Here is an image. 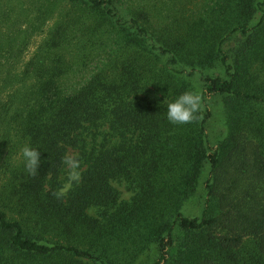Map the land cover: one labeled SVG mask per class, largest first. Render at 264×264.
I'll return each mask as SVG.
<instances>
[{
  "label": "trees",
  "instance_id": "16d2710c",
  "mask_svg": "<svg viewBox=\"0 0 264 264\" xmlns=\"http://www.w3.org/2000/svg\"><path fill=\"white\" fill-rule=\"evenodd\" d=\"M65 1L20 77L2 59L23 45L0 51L18 87L0 102V264H264V0ZM170 90L202 96L195 122L167 121ZM70 149L85 169L57 199Z\"/></svg>",
  "mask_w": 264,
  "mask_h": 264
},
{
  "label": "rangeland",
  "instance_id": "374dc122",
  "mask_svg": "<svg viewBox=\"0 0 264 264\" xmlns=\"http://www.w3.org/2000/svg\"><path fill=\"white\" fill-rule=\"evenodd\" d=\"M132 1L131 7L142 4L141 0ZM55 4L57 5L56 7L53 5L50 6L48 0H0V51L3 50L2 46H17L18 43L23 45V53L20 57H15L14 55L11 60L7 61L2 59L4 68L11 66L12 63L11 68L13 73L20 77L21 72L24 70L26 64L33 58L38 47L47 39L54 24L60 17V12L68 8V3L65 0L58 1ZM159 16L160 14L157 17ZM156 21L159 20L156 19ZM24 32H27L29 36L26 37ZM17 37L18 42L16 44ZM4 75L5 74L0 71V102L9 100L10 93L18 88L17 85H15L13 89H5L2 81ZM213 109L216 114L215 122L212 125V134H215L214 138H216V136L221 138L223 136V128L221 126L220 105L215 104ZM68 153L78 155L79 151L70 149ZM17 154L18 153L12 157V160L18 157ZM84 169L85 168H82V171ZM64 178L65 174L62 170L60 175L61 183ZM115 186L120 192L121 200H127L131 196V193L124 185L115 184ZM193 206V202H188L184 209L196 215L197 209H193Z\"/></svg>",
  "mask_w": 264,
  "mask_h": 264
},
{
  "label": "clouds",
  "instance_id": "9594fccd",
  "mask_svg": "<svg viewBox=\"0 0 264 264\" xmlns=\"http://www.w3.org/2000/svg\"><path fill=\"white\" fill-rule=\"evenodd\" d=\"M162 106H166L165 116L167 121L176 126H182L195 122L198 114L202 110V96L195 91H184L178 95H174L171 90L162 101ZM38 147L25 144L20 150V156L24 171L31 177L39 174L41 166V151ZM65 178L60 187L53 193L57 199H61L70 192V190L78 185L82 179V162L78 155L65 153L61 158ZM89 214L94 209L89 208Z\"/></svg>",
  "mask_w": 264,
  "mask_h": 264
}]
</instances>
